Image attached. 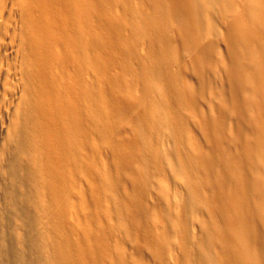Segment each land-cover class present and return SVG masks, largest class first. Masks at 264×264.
<instances>
[{
  "label": "rangeland",
  "instance_id": "obj_1",
  "mask_svg": "<svg viewBox=\"0 0 264 264\" xmlns=\"http://www.w3.org/2000/svg\"><path fill=\"white\" fill-rule=\"evenodd\" d=\"M104 2L120 25L102 36L101 45L96 47L92 37L96 18L81 0H0V133L5 136H0V264H38L40 255L33 242L31 213L35 205L28 195V184L14 182L19 157L15 129L25 109L31 78H36L43 101L48 130L44 134L48 143L46 162L55 175L57 196L53 208L59 219V235L73 252L74 264L188 263L180 259L179 250L170 242H166L161 257L154 250L170 221L164 208L175 221L184 211L181 196L171 183L158 192L142 176L144 140L161 154L176 143L151 117V96L141 92L140 81L130 79L137 73L138 61L149 60L151 41L135 35L128 38L130 26L123 19L137 10L150 14L152 7L149 0ZM239 13V8H234L223 22L218 42L221 54L227 52V28ZM114 30L126 39L124 53L115 47L119 36ZM180 34L175 27L173 46L180 43ZM210 40L208 36L197 39L181 53L177 63L169 64V71L177 73L178 85L192 96L185 128L192 145L204 152L211 149L209 141L214 131L203 123L215 120L227 139L238 140L237 145L224 147L225 154L233 158L238 156V145L245 143L247 135L242 119L232 110L239 98L258 102V94L246 85L241 94L234 93L236 86L230 82L228 70L214 53L207 52ZM259 47L257 43L249 45L251 51ZM99 54L106 59L104 66L95 63ZM206 60L210 66L205 65ZM108 100L115 107L110 114L109 132L111 144L118 146L116 151L110 141L100 138L99 123L92 113L93 106L106 107ZM118 162L134 175L125 173L112 182L106 173L118 167ZM154 171L159 177L160 173L169 177L160 157ZM224 189L234 192L229 183ZM115 193H120L127 221L132 225L131 241L126 240L125 228L118 223L113 209ZM214 217L222 234L217 241L219 250L233 248L225 218L220 212ZM182 224L179 228L187 227L190 234H199V225L190 220Z\"/></svg>",
  "mask_w": 264,
  "mask_h": 264
},
{
  "label": "bare ground",
  "instance_id": "obj_2",
  "mask_svg": "<svg viewBox=\"0 0 264 264\" xmlns=\"http://www.w3.org/2000/svg\"><path fill=\"white\" fill-rule=\"evenodd\" d=\"M105 1L109 4V0ZM81 2L96 18L92 37L94 45L98 47L101 45L100 38L109 35L112 28L118 29L120 22L104 0ZM149 2L152 7L150 14L137 10L123 19L130 26L128 38L135 35L137 39L148 37L151 41L149 60L138 61L137 73L130 79L140 81L141 92L144 96H151L148 102L151 117L155 118L156 125L176 139V143L165 154H161V150L144 140L141 175L158 192H162L171 183L181 196L184 209L172 221V213L164 208V214L170 221L160 242H155L154 250L161 257L166 242H170L179 250L180 259L188 261L187 264H264V0ZM234 8H239L240 13L231 22L230 28H227V52L221 54L218 42L223 35V22ZM175 27L181 33L178 39L180 43L177 45L180 50L172 45V31ZM114 32L119 36L115 39V47L124 53L126 39L118 31ZM207 36L211 39L206 46L207 52L214 53L225 70H228L227 76L236 86L237 91L234 90V93L241 94V88L246 85L258 94V102L239 98L232 110L242 119L244 135H247L245 143H238L239 154L233 158L225 154L224 147L237 145L238 140L234 137L227 139L215 120L207 119L203 123L204 127L214 131L209 141L211 149L204 152L192 145L185 132L188 102L192 96L178 85L177 73L169 71V64L177 63L184 50L197 39ZM27 41L29 43V39ZM251 42L260 47L251 51ZM95 63L104 66L106 59L99 54ZM210 64L205 61L206 66ZM28 86L29 96L15 129V145L19 157L15 162L14 182L28 184V195L35 205L31 219L35 228L33 242L40 253L39 256L37 254V263L74 264L73 252L68 250L59 235V219L53 208L57 196L55 175L46 162L48 143L44 134L48 130L36 78H31ZM111 102L108 100L106 107L93 106L92 113L99 123L100 138L105 142L110 141L109 145L116 151L118 146L111 144L113 141L109 132L110 114L115 110ZM2 135L4 136L0 133ZM144 136L142 135V143ZM158 157L165 162L169 172L167 178L161 173L159 177L154 171V163ZM117 164L118 167L106 173L110 181H118L125 173L134 175L129 170L126 172L127 167L121 162ZM226 183L234 189L233 193L224 189ZM124 207L120 193H115L113 209L118 223L125 228L126 240L131 241L132 225L127 221ZM217 212L221 213L229 225L227 234L234 241L233 248L227 246L219 250L217 246V241L222 239L215 223L214 216ZM253 213L257 215L259 228ZM184 220L199 225V234H190L187 227L179 228ZM145 234L143 232L148 241V235ZM88 248H92L90 243ZM124 262L123 264L128 263Z\"/></svg>",
  "mask_w": 264,
  "mask_h": 264
}]
</instances>
